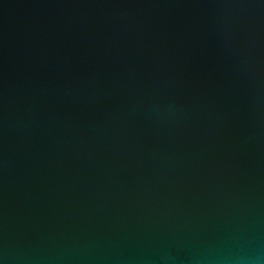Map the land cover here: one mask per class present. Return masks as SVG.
Masks as SVG:
<instances>
[{
  "label": "water",
  "instance_id": "95a60500",
  "mask_svg": "<svg viewBox=\"0 0 264 264\" xmlns=\"http://www.w3.org/2000/svg\"><path fill=\"white\" fill-rule=\"evenodd\" d=\"M0 264H264V0H0Z\"/></svg>",
  "mask_w": 264,
  "mask_h": 264
}]
</instances>
